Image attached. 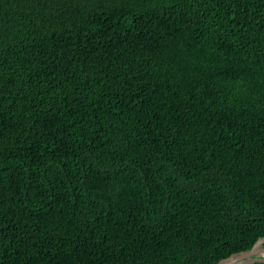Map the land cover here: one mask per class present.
<instances>
[{
  "label": "trees",
  "instance_id": "16d2710c",
  "mask_svg": "<svg viewBox=\"0 0 264 264\" xmlns=\"http://www.w3.org/2000/svg\"><path fill=\"white\" fill-rule=\"evenodd\" d=\"M262 238L264 0H0V264Z\"/></svg>",
  "mask_w": 264,
  "mask_h": 264
},
{
  "label": "water",
  "instance_id": "95a60500",
  "mask_svg": "<svg viewBox=\"0 0 264 264\" xmlns=\"http://www.w3.org/2000/svg\"><path fill=\"white\" fill-rule=\"evenodd\" d=\"M263 255L264 238L260 239L251 250L234 254L217 264H253L257 262H264V258L262 257Z\"/></svg>",
  "mask_w": 264,
  "mask_h": 264
},
{
  "label": "rangeland",
  "instance_id": "374dc122",
  "mask_svg": "<svg viewBox=\"0 0 264 264\" xmlns=\"http://www.w3.org/2000/svg\"><path fill=\"white\" fill-rule=\"evenodd\" d=\"M264 258V256H262Z\"/></svg>",
  "mask_w": 264,
  "mask_h": 264
},
{
  "label": "bare ground",
  "instance_id": "6f19581e",
  "mask_svg": "<svg viewBox=\"0 0 264 264\" xmlns=\"http://www.w3.org/2000/svg\"><path fill=\"white\" fill-rule=\"evenodd\" d=\"M264 256V255H263Z\"/></svg>",
  "mask_w": 264,
  "mask_h": 264
}]
</instances>
